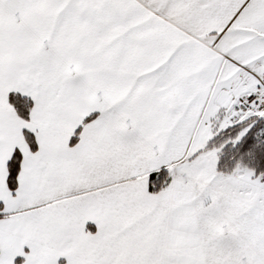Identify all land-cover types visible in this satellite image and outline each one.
Returning <instances> with one entry per match:
<instances>
[{
	"label": "snow or ice",
	"instance_id": "6c2138e0",
	"mask_svg": "<svg viewBox=\"0 0 264 264\" xmlns=\"http://www.w3.org/2000/svg\"><path fill=\"white\" fill-rule=\"evenodd\" d=\"M258 120L264 0H0V264H264Z\"/></svg>",
	"mask_w": 264,
	"mask_h": 264
},
{
	"label": "trees",
	"instance_id": "16d2710c",
	"mask_svg": "<svg viewBox=\"0 0 264 264\" xmlns=\"http://www.w3.org/2000/svg\"><path fill=\"white\" fill-rule=\"evenodd\" d=\"M262 127H263V123L260 120H258L257 123L250 130L248 134V139L250 141H254L261 148H264V134H262L261 132ZM233 154L239 156L241 153L237 152L236 149H226L225 153L221 157V165L223 166L224 164H230L231 161L229 160V156ZM244 159L245 162H248L252 165H259L261 167H264V158L257 156V158L251 159L250 157L245 156Z\"/></svg>",
	"mask_w": 264,
	"mask_h": 264
},
{
	"label": "rangeland",
	"instance_id": "374dc122",
	"mask_svg": "<svg viewBox=\"0 0 264 264\" xmlns=\"http://www.w3.org/2000/svg\"><path fill=\"white\" fill-rule=\"evenodd\" d=\"M263 123V127H262V134H264V120H260Z\"/></svg>",
	"mask_w": 264,
	"mask_h": 264
}]
</instances>
